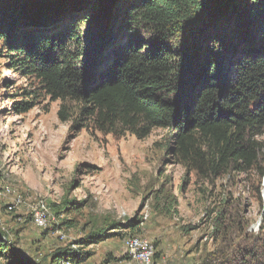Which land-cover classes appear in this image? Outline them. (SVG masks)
I'll list each match as a JSON object with an SVG mask.
<instances>
[{
    "label": "trees",
    "instance_id": "trees-1",
    "mask_svg": "<svg viewBox=\"0 0 264 264\" xmlns=\"http://www.w3.org/2000/svg\"><path fill=\"white\" fill-rule=\"evenodd\" d=\"M244 1L0 0V57L61 103V122L69 118L66 105L75 103V122H91L101 132L119 128L144 139L153 130H165L174 161L204 181L251 171L262 179L264 0L254 12L245 11ZM237 8L246 12L244 19ZM68 16L66 28L61 22ZM111 17L113 27L101 40L81 36L83 29L92 34ZM52 23L61 25L50 30ZM31 94L27 100L13 99L16 115L32 110ZM257 194L260 198V189ZM158 198L166 213L177 212L175 198L161 193ZM74 204L65 200L48 209L57 220L76 210ZM215 221L212 238L220 245L200 264H264L263 228L262 235L243 233L245 245L240 246L233 213L223 209ZM61 226L53 222L51 231ZM113 226L138 232L140 221ZM106 238L94 233L81 244ZM76 254L57 250L48 264H78ZM0 259L41 264L24 259L2 230Z\"/></svg>",
    "mask_w": 264,
    "mask_h": 264
},
{
    "label": "rangeland",
    "instance_id": "rangeland-1",
    "mask_svg": "<svg viewBox=\"0 0 264 264\" xmlns=\"http://www.w3.org/2000/svg\"><path fill=\"white\" fill-rule=\"evenodd\" d=\"M259 3L245 0L242 6L254 12ZM246 12L235 11L243 19ZM69 17L61 22L66 28ZM112 21L111 17L102 27H93L92 34L83 29L81 36L95 43L113 27ZM223 42L229 43L227 38ZM27 93H33L29 98L33 97L34 107L16 115L11 103L27 100ZM60 106L44 95L37 81L12 71L6 57H0V186L12 187L26 200L12 213L5 210L8 199L0 200V230L24 259L48 264L52 253L66 249L77 252L78 264H134L125 257L123 240L135 236L151 242L155 264H200L220 245L212 233L223 209L233 213L240 246L245 245L243 233L263 234L264 178L259 179L257 172L204 181L174 161L165 130H153L144 139L119 128L101 132L91 122H75V103L66 105L69 118L61 122ZM160 193L176 199L177 212L164 211L158 203ZM38 200L47 206L73 201L77 209L57 220L50 213L49 232L43 233L45 229L36 228L26 210ZM134 218L140 221L138 232L113 226ZM53 219L61 230L51 231ZM65 220L69 224L63 225ZM94 233L109 238L81 244Z\"/></svg>",
    "mask_w": 264,
    "mask_h": 264
},
{
    "label": "built area",
    "instance_id": "built-area-1",
    "mask_svg": "<svg viewBox=\"0 0 264 264\" xmlns=\"http://www.w3.org/2000/svg\"><path fill=\"white\" fill-rule=\"evenodd\" d=\"M6 198L8 199L5 204L7 213L15 212L18 208L24 206L26 202L24 197L12 187L0 186V200ZM26 210L36 228L46 229L48 227L50 211L43 200H38L32 205L28 204ZM4 241H6L5 238ZM123 248L125 254L134 264H152L153 246L151 242L135 236L127 237L123 240Z\"/></svg>",
    "mask_w": 264,
    "mask_h": 264
}]
</instances>
